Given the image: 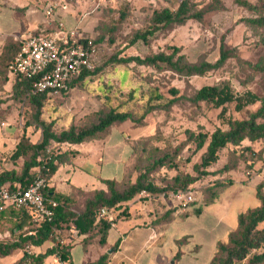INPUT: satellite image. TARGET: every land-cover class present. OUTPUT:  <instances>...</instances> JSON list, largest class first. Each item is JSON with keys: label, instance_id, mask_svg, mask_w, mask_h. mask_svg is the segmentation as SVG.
Instances as JSON below:
<instances>
[{"label": "rangeland", "instance_id": "374dc122", "mask_svg": "<svg viewBox=\"0 0 264 264\" xmlns=\"http://www.w3.org/2000/svg\"><path fill=\"white\" fill-rule=\"evenodd\" d=\"M84 1L86 0H82L83 6L79 5L78 9L73 10V6L70 8L76 15L88 14L90 27L93 29L88 35L97 41L101 35L105 38L97 43L98 52L94 62L96 72L74 85L70 92L53 95L46 100L42 119L46 122L55 121L57 132L72 124L91 126L97 121V112L101 109L113 107L142 114L153 89H158L159 93L170 99L172 96L169 90L172 88L178 89L181 95L192 97L205 85L227 84L234 93L250 92L258 98L264 97V27L248 23L247 19L256 18L258 14L241 6L237 0H188L192 13H202L201 19H192L184 25L160 30L149 38L148 43L141 40L133 43V39L137 32L149 29L153 12L164 8L176 10L184 0H91V3ZM74 26L72 25V28ZM222 41L227 48L234 50L236 56L230 58L222 68L203 76L187 78L176 74L165 64L156 68L116 62L119 58L129 56L146 57L160 52L170 54L171 47L175 46L181 48V54L185 55L189 62L215 63L220 57ZM12 84L10 79L6 85L0 84V173L3 170L21 169L23 159L14 161L11 155L23 135L34 143L41 138V130L30 125L34 118L27 100L11 98ZM260 106L261 102L257 101L237 112L234 103L228 104L227 112L221 118V108H214L208 103L194 105L188 100H182L168 110L156 109L148 114L142 123L127 121L114 125L108 133L118 131L126 142L125 181L120 185V190L128 180L130 182L135 179L136 167L138 170L143 169L165 154L173 155L174 160L172 168L169 162L152 174V180L158 187L172 184L176 175H195L193 166L201 162L204 149L195 151L196 145L189 140L188 132L212 134L218 127L226 129L229 118H247ZM64 148L68 146L65 145ZM229 149L230 147L221 152L219 161L210 167L211 170L217 171L229 163L236 168L234 175L243 173L251 178L263 173L264 162L263 166H260L263 161L261 155L253 156L252 152L248 153L244 148L236 149L235 152L239 154L233 155ZM261 149L262 153L264 145ZM85 169L77 168L75 178H78L80 172L94 178L101 173L99 165L93 170ZM32 171L37 172V169ZM116 171L117 166L110 165L101 176L110 174L107 178L112 179ZM248 171L250 175L247 174ZM222 175H211L196 183L194 190L197 193V201L191 206L200 205L204 199L203 193L207 192L209 185L223 177ZM122 178L123 173L118 180ZM75 182L78 183V180L75 179ZM254 182L250 181L247 185L234 182L221 194L216 205L228 204L230 199H234L231 196L240 192L241 201L233 206L231 214L258 206ZM94 184L95 187L100 186L97 181H94ZM95 187L89 185L84 190L79 188L74 192L72 207L76 213L84 210L86 202L93 197ZM240 188L242 190H239ZM104 189H107L106 186ZM207 198H210V195H207ZM145 200L149 199L136 197L134 201L137 203ZM156 200L158 205L154 213L159 214L166 206H163L158 198L152 199L154 203ZM235 201L237 198L234 203ZM212 211L213 206L199 216L188 217L183 228L179 229L187 234L180 235L177 241L179 247L187 253L185 257L191 258L200 254V263L210 259L212 239L206 227L212 219ZM174 223L175 221L166 226L168 236L174 232ZM15 224V214H11V211L0 213V242L14 240V236L19 233V229L13 232ZM73 230L74 224L70 223L63 231V237L71 238L74 235ZM196 244L200 245L197 249ZM45 248L42 250H46ZM256 252H264V247ZM23 253L24 250H19L13 256L6 257L3 262L0 259V264H12L18 261ZM252 254L235 264H249ZM83 255L84 249L80 245L71 249L74 264H79Z\"/></svg>", "mask_w": 264, "mask_h": 264}, {"label": "trees", "instance_id": "16d2710c", "mask_svg": "<svg viewBox=\"0 0 264 264\" xmlns=\"http://www.w3.org/2000/svg\"><path fill=\"white\" fill-rule=\"evenodd\" d=\"M237 2L258 14L256 18L247 19L248 23L264 27V0H257L256 3L246 0H237ZM201 17L202 13H192V7L188 0L182 1L176 10L171 8L155 10L151 17L149 29L144 32H137L133 43L140 40L148 43L149 38L160 30L168 29L174 25H184L192 19L200 20ZM104 38L101 35L98 41H104ZM98 41L95 40L96 44ZM21 46L22 43L13 38L7 40L0 55V84L6 85L10 79L13 82L11 98L20 101L27 100L32 108L34 118L30 125L41 130V138L36 143L26 135L20 138L11 158L14 161L23 159L21 169L3 170L0 173V187L7 184L11 190L26 188L39 178H44L49 184L59 167L71 163L78 155L76 150H71L69 147L64 148L65 145H77L90 140L104 139L114 125L127 121L142 123L146 116L156 109L168 110L182 100H188L194 105L208 103L212 104L214 108H221L222 111L219 115L221 118L226 114L228 104L234 103L237 112L257 101L261 102V106L247 118H229L226 129L218 127L212 134L189 131L188 138L195 143V151L204 149L201 162L193 166L196 174L176 175L172 184L165 187H158L152 180V174L157 169L165 167L169 162V166L172 168L174 156L171 154H165L163 157L155 159L143 169L138 170L136 167L135 179L130 182L128 180L122 190H120V185L125 181V177L121 181L103 179L102 183L107 189L94 190L93 197L86 202L84 210L80 213L73 210L72 195L57 193L49 185L44 189V195L58 202V206L54 209V216L50 221L45 220L38 225L34 221V214L31 210L17 209L13 205H7L3 210H0V213L11 211V214H15L16 224L13 232L19 229V233L14 236L12 241L0 242V259L13 256L15 252L24 250L22 257L12 264H46L45 260L50 256H57L61 261H67L72 245L63 242L62 233L69 227L70 223L74 224L75 229L84 237L85 241L95 240L104 244L112 223L106 218L98 219L99 209L105 207L114 211L119 210L120 215H123L127 213V209H123L125 204L134 200L142 191H148L154 199H159L160 196L168 195L171 192L194 190V185L203 178L211 175H222L234 169V165L227 163L220 170H210V167L219 161L223 149L230 145L241 146L245 140L251 142L264 140V97L258 98L250 92L245 94L234 93L227 84L205 85L198 89L192 97L181 95L178 89L172 88L169 90V94L172 96L170 99L159 93L158 89H153L142 114L113 107L101 109L97 112V121L91 126L72 124L57 132L55 121L46 122L42 119L45 102L53 95L48 92L34 93V79L10 74L9 65L20 52ZM171 50L172 53L170 54L160 52L146 57L129 56L119 58L116 62L119 64L136 63L137 65L156 68L165 64L176 74L190 78L203 76L212 70L220 69L225 66L230 58L236 56L234 50L227 48L224 41L221 42L220 57L215 63L208 61L192 63L187 60L185 55L181 54V48L173 46ZM95 72L96 67L84 71L82 75L71 82V86L84 81ZM244 149L250 150V147ZM252 154L257 156L260 155V152L252 151ZM34 168L37 169V172L33 173ZM232 184L233 180L226 176L209 185L207 192L203 193L204 199L201 206L196 208L194 213L199 215L203 205L207 206L213 203L218 199L220 193ZM207 195H210V198H207ZM256 196L260 206L248 209L239 215L237 229L230 233L226 243L218 245L210 264H235L247 259L253 252L249 264L264 262V252H256L264 247V225L260 228L264 224V180L257 185ZM172 212V210L166 211L153 222L170 221ZM46 243L52 245L43 253L34 255L26 251L27 247H41ZM119 243L113 247L115 250ZM109 257L110 255L105 253L98 260L87 264H107Z\"/></svg>", "mask_w": 264, "mask_h": 264}, {"label": "crops", "instance_id": "0c3cea01", "mask_svg": "<svg viewBox=\"0 0 264 264\" xmlns=\"http://www.w3.org/2000/svg\"><path fill=\"white\" fill-rule=\"evenodd\" d=\"M84 2L91 3V0H89V2L87 0ZM79 5L83 6L82 0H0V55L2 54L3 48L9 38H13L15 41L22 43V40L30 34L54 32L59 29L60 23L64 24V29L67 31L75 30L84 35L90 36L88 34L91 33L93 29L90 27L91 20L88 14H74V8L78 9ZM70 6H73V10ZM72 25H75L74 28H72ZM263 142L264 140L256 142L245 140L241 146L230 145L229 150L233 152V155H238L239 152H235L236 149L250 147V150H247L248 153H251L252 151L260 152V155L263 157L260 166H263L264 151L261 153V148L264 145ZM68 147L71 150H76L78 155L71 163L61 165L56 174L50 180L49 186L54 188L57 193L73 196L74 192L79 188L84 190V188L89 185L95 187L94 181H97L100 184V186L95 187V189H104L105 185L102 183V180L109 179L107 177H110V174L104 177L101 175H103L104 170L110 165L117 166V171L114 173L112 179L121 181L118 180V177H120L122 173V179H124L126 142L120 132H111L104 139L90 140L82 144L68 145ZM229 147L225 149H228ZM98 165L100 166L101 173L99 176L95 177L96 179L88 175H82L81 172L78 178H75V171L77 168L93 170L96 169ZM262 168L264 170V167ZM234 172H237L236 168L224 173L225 175L223 174V177L220 178L230 176L233 183L239 182L246 185L250 184V181H255L256 192L257 185L264 180V171L261 175L255 177L252 176L251 178H248L243 173H237V175H234ZM75 179L78 180V183L75 182ZM239 190H242V188ZM224 191L220 193L218 199L213 203L207 206L203 205L202 209L203 212L213 206L212 219L208 221L206 227L208 234L212 239L209 260L200 263V254L192 256L191 258L185 257L187 253H185L177 244V241L179 240L178 237L186 233L179 229L183 228L188 217L197 215L194 213V210L200 207L201 203L198 206L194 205L182 211L176 209L168 200L160 196L158 200H160L166 208L159 214L158 212L154 213L158 201L156 200L154 203L152 199L135 203V198L128 202L123 208L127 209V213L123 214V216L120 215L119 210L115 211V220L112 223V227L108 232L104 244L95 240L85 241L84 237L80 235L78 230H73L74 235L71 236V238H63V242L72 245L70 248L69 259L65 262L68 264H74L71 256V249L74 246L80 245L84 249V255L79 264L94 262L105 253L110 255L107 264H210L216 254L218 245L220 243H226L230 233L237 229L239 215L246 212L248 209H252L248 208L245 211H237L234 214H231L233 206L241 201L240 192L235 196H231L234 197V199L237 198L235 203L234 199H230L228 204L216 205V202ZM137 197L141 198L140 195ZM259 206L260 202L256 207ZM168 210L173 211L170 215V221L164 223L153 222ZM174 221V232L171 236H168L166 226ZM118 242H120L119 246L115 250L113 247ZM51 245V243H46L41 247H31L32 253L34 255L43 253L46 250L43 251L42 248L46 247L45 249H47ZM195 246L197 249L200 245L196 244ZM110 250H113L111 254L109 253ZM4 259L6 258H3L1 261L3 262ZM45 262L46 264H61L63 261L57 256H50Z\"/></svg>", "mask_w": 264, "mask_h": 264}, {"label": "built area", "instance_id": "2783aa9c", "mask_svg": "<svg viewBox=\"0 0 264 264\" xmlns=\"http://www.w3.org/2000/svg\"><path fill=\"white\" fill-rule=\"evenodd\" d=\"M50 14V13H49ZM98 45L91 36L79 31H67L60 23L59 29L52 33L30 34L22 40L21 50L12 63L9 71L12 76H24L34 79V93L48 92L50 95H62L71 91V82L84 71L95 67ZM251 173L248 171L247 173ZM49 184L39 178L26 188L11 190L7 184L0 187V210L7 205L17 209H28L34 214V221L39 225L51 220L58 202L47 198L43 191ZM196 191L186 190L169 193L162 197L179 210H186L196 201ZM141 198L153 199L148 191H142ZM114 210L99 209L98 218H106L113 223ZM26 251L32 253V248ZM61 264H68L63 261Z\"/></svg>", "mask_w": 264, "mask_h": 264}, {"label": "water", "instance_id": "95a60500", "mask_svg": "<svg viewBox=\"0 0 264 264\" xmlns=\"http://www.w3.org/2000/svg\"><path fill=\"white\" fill-rule=\"evenodd\" d=\"M113 252V250H110L109 253L111 254Z\"/></svg>", "mask_w": 264, "mask_h": 264}]
</instances>
